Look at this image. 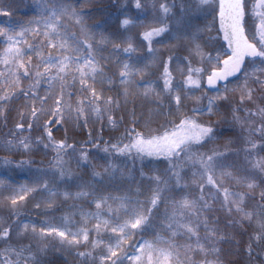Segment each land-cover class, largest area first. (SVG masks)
I'll use <instances>...</instances> for the list:
<instances>
[{"label":"snow or ice","instance_id":"6c2138e0","mask_svg":"<svg viewBox=\"0 0 264 264\" xmlns=\"http://www.w3.org/2000/svg\"><path fill=\"white\" fill-rule=\"evenodd\" d=\"M156 2L159 0H154V9ZM196 2L198 11H215L214 6L218 3L220 31L223 32V39L227 43L230 55L221 61L220 57L224 53L217 51L215 56L205 53L202 45L197 42L198 35L203 29L197 28L195 32L184 37L192 45L188 49V56L181 59L171 55L166 61H159L163 64V71L158 80L154 81H145L143 77L148 69L158 62L159 49L152 46L154 38L168 31V26L163 24V20L168 17L171 7L166 2L160 3L161 16L159 18L154 16L152 20L153 24L158 23L161 26L148 27L142 33V40L147 41L148 55L151 57L142 65L141 58L134 56L137 49L132 37H128L126 46L122 47L121 44H114L113 39L102 32L92 31L85 24L83 14L69 6L70 0H43L44 6L39 19L29 22L35 24V28H24L13 35H8L6 30L0 29V37H6L3 42L8 45L3 52H0V64L10 69L7 77H15L8 79L5 73L0 71V90L4 91V94L0 95V116H3L5 104L18 99L21 95L24 98L23 111L19 112L21 122L15 125L6 145L0 142V147L7 146L9 150L12 147H22L25 151H30L32 146L30 137L24 136L17 140L16 135L24 131L31 132L34 127H42L43 135L37 137L35 143L37 145L43 143L46 150L51 148L55 153L48 169H35L37 175L33 186L24 184L19 188H13L5 198L10 201L13 215L18 216L15 212L18 204H22L26 198L37 192L46 193L36 204L39 208L43 203L45 211L54 210L58 198L61 197L64 201L85 200L95 205L94 211H86L73 204L72 207L77 211L59 217L58 224L52 223L51 219L41 221L39 230L35 223L30 224L27 221L21 226L19 219L13 220L6 228L0 221V229H2L0 242L10 240L16 226L19 227L17 237H23L30 232L37 241L49 242L38 246L37 253H44L49 247L57 244L67 249L85 248L84 251L75 253L80 258L81 264H126V262L127 264H174L179 260L177 251L179 246L174 239L178 234H182L188 240L187 245L184 246L185 253L193 254L190 258L191 264H196L194 257L197 254L205 257L201 264H221V249L217 245L225 242L226 236L218 227V218L209 215L217 210L225 212L228 216L235 214L239 217L229 220L228 227L242 225L245 222L249 225L254 224L257 231L250 239L256 242L264 241V188H261L260 183L257 182L258 174L264 173V157L253 159V154L264 151V142L255 143L252 140V137L258 135L261 141H264V106L256 103L258 99L264 100V0H256L250 11L248 0H196ZM135 7L142 8L141 0H135ZM249 15L252 16L254 23L258 21L255 23V32H252L248 25ZM134 23L135 21L125 18L121 21V27L127 29ZM70 24L79 27V34L69 30ZM141 26H144L143 22ZM29 32H34L35 36L40 38L38 45L28 44L23 40ZM25 44L27 52L23 47ZM109 44H113L112 53L107 57L103 56L104 48ZM44 48L48 49L46 55ZM28 52L35 56L37 60L35 65L31 62L32 56H29L27 61L24 60ZM113 54L119 68L117 79L123 88L124 103L129 102L130 95H142L145 99L155 95L157 107L149 110L144 117L142 131H137L136 127L126 128L117 143L105 146L103 151L109 155L127 156L142 162L146 157L164 156L169 160L168 171L171 175L161 177L154 174L147 177L149 182L147 189L141 183L134 194H130L131 189L122 194L104 193L90 182L76 184L78 190L73 192L68 187L73 180V174L65 169L64 156L69 149L75 151V148L65 140H55L52 135V125L59 126L71 121L79 124L81 120L86 124L90 116L102 119L104 114L120 107V100L111 96L105 97L103 89L96 87L97 84L115 82L105 73V66L101 63L111 59ZM120 54L126 59L121 60ZM246 58H249L248 63L252 65L251 71H248L245 65ZM193 59H196L200 66H195ZM173 61L177 62L176 70L181 76L187 73L182 81L176 80L170 70ZM221 63L223 67H220ZM209 66L213 70L207 75V84L215 89L216 96L209 97L206 105L200 104L202 97H196L197 106L190 110L193 115L181 114L180 110L187 94L201 87ZM238 73L243 75L242 84H238L233 89H229L227 85L222 89L217 87L218 82L225 81L228 77L239 80ZM21 75L24 79L33 80L27 89L21 87ZM137 76L141 79L137 80ZM160 81L163 83L162 88L159 87ZM5 85L8 87L5 88ZM42 86H44L43 95L40 94ZM229 91L240 93L238 105L232 109V118L242 130L248 132L245 143L249 147L245 148L244 152L245 164L249 167L243 169L224 163L225 152L212 149L209 155L192 151L193 148L202 147L203 144L214 139V129L199 123V116L215 114L216 101L228 98L226 95H221V92ZM257 91L262 95L254 98V93ZM73 97L76 99L73 100ZM165 97H168L166 112L163 103ZM49 101L52 102L51 106ZM245 103H252L253 107L242 109L239 105ZM241 111L244 112L243 116L238 115ZM135 115L133 110L132 116ZM157 115L166 117L165 122L171 127L162 124L155 129L152 128L151 124ZM43 116H48V119L41 125L40 120ZM25 119L28 120L27 129L23 124ZM177 119L179 123H176ZM108 123L115 127L118 121L109 115ZM139 123L138 118L132 120L133 125ZM160 128H164V131L160 132ZM45 139L47 143H44ZM123 140H127L128 143H122ZM181 157L191 161L194 167L198 165L197 171L192 173V183L198 184L200 188L198 197L190 198L189 193H184L176 199L168 195L176 191L183 192L188 187L187 183H182L184 176L178 170L179 165L172 162ZM87 160L86 150L82 149L78 163ZM28 163L31 161L20 162L21 165ZM117 172H120L121 176L125 175L116 165L109 163L104 168L103 174L111 177ZM238 172L244 174L239 175ZM101 175L100 172L92 173L93 179ZM128 175L130 177L131 173L129 172ZM140 175L142 178L145 177L143 171ZM2 184L3 181H0V185ZM60 184L65 185L63 190L57 187ZM225 184L229 186L225 187ZM233 186L247 190L234 191ZM258 188L261 190L257 194ZM206 189L209 191L206 192ZM250 200H255L257 203L252 205V210H246ZM161 204H164L165 208L160 232L151 240L144 239L142 234L153 227V220ZM216 205H219L218 209ZM75 215L81 217L79 222L72 219ZM92 220H95L96 224L89 227ZM77 223L80 224L79 227H76ZM201 228L204 231L203 236L200 235ZM138 234L140 239L133 242L132 238ZM247 251L251 256V243ZM25 252L29 253L27 257L23 255ZM9 255H15L16 260H9ZM3 256L4 259L0 260V264H19L21 258L39 264L36 254L32 253L31 245H22L16 249L9 244ZM208 256H214L215 260H208Z\"/></svg>","mask_w":264,"mask_h":264},{"label":"trees","instance_id":"16d2710c","mask_svg":"<svg viewBox=\"0 0 264 264\" xmlns=\"http://www.w3.org/2000/svg\"><path fill=\"white\" fill-rule=\"evenodd\" d=\"M83 0H78V2H73L71 4L75 10L87 13L90 16V20L95 23L112 20L114 21L113 25H110L112 28H119L118 30L123 34L127 29L121 27V21L125 18H129L135 23V26H141V22L147 21L145 24L146 30L148 27H159L161 24H151L148 25V5L144 7L142 5L141 9H137L135 7V0H96L91 2L88 5H84L82 3ZM154 0H148L149 4H152ZM161 3H168L171 7V12L168 17L163 20V24L168 26L171 23V17L175 13L185 12L189 16L188 26H186L187 34L193 32V29L196 26H203V32L198 36V43H202L203 48L206 50L215 52L220 51L224 53L221 55L220 59L227 54V51L224 47V44L221 40L220 33L217 27V18H216V9L215 11H198V5L196 0H159ZM251 0H248V9ZM250 11V10H249ZM158 12V11H157ZM27 13H25L26 15ZM0 16H4L0 14ZM15 18V17H14ZM39 17H37L38 19ZM89 20V22H90ZM248 25L251 27L252 32H255V23L253 22L252 16L249 15L247 17ZM111 23V22H110ZM143 27V26H142ZM173 30V28L168 26V31L162 33L160 37L154 38L153 47L157 48L158 45L166 48V55H174L178 58L185 57L183 55V51L185 48H188L190 44L189 41L185 39L184 46L179 47L176 46L173 50H170L166 47L167 43H175L177 40L176 35H173L169 30ZM111 30H106L108 35L111 34ZM30 34L25 35L26 42L28 44L38 45L40 42V38L35 36L34 32H29ZM99 33V32H97ZM132 33L133 44L136 47L137 51L134 53L135 57H140L141 65L145 61L146 63L151 59L148 55V43L147 41L142 40L141 32L135 30ZM215 39H211V38ZM99 38V37H97ZM114 44H121L122 47L126 46V42L121 39V36L116 37L113 35L112 37ZM206 42V43H205ZM142 45V46H141ZM27 47V45H26ZM142 47V48H140ZM113 44H109L104 48L102 53L103 56H109L112 53ZM44 54H47V49L44 48ZM169 56L165 57L166 61ZM119 58L121 60L126 59L123 54H120ZM115 54H113L112 58L106 61H101V63L105 66V73L111 77L115 82L113 84H108L105 82L103 85L97 84V89H103V93L105 97L111 96L114 99L120 100V107L118 109H114L111 112H108L103 115L102 119H97L95 116H90L87 119V123L85 124L83 120L77 124L75 121H71L68 123H62L61 125L56 127V131L54 132V139L65 140L67 144L73 145L75 151L69 149L67 154L64 156L65 164L64 167L67 170H70L73 174V180L70 183L69 190L77 191L76 184L83 182H90L94 184L100 191L104 193H112V194H122L129 189L132 190L134 194L137 186L143 184V187L147 189L149 186V182L147 177L152 175H160L161 177H166L171 175L168 171L170 168L169 160L164 156H154V157H146L143 162L139 159L133 160L127 156H117L116 154L109 155L103 151L105 146L109 144L117 143V140L122 136L126 128L136 127L137 131L143 130L144 125V117L147 116L149 110L156 109L157 104L155 102V95L145 99L142 95H130L128 97L129 102L127 104L123 101V88L119 84V80L117 79V74L119 72V68L115 63ZM246 60V67L250 64ZM32 63L34 59H32ZM198 64V63H197ZM194 64L195 66H200L199 64ZM210 70L212 69L211 67ZM163 71V64L157 63L148 69L147 74L143 77L145 81H154L158 80L160 74ZM207 72V71H206ZM205 72V73H206ZM187 73L185 72L184 76H181L177 79L176 75L173 74L176 80L182 81L185 79ZM179 76V75H178ZM205 76V74H204ZM240 79L236 78L229 80L226 84H219L217 87L223 88L224 85H227L229 89L236 88L238 84H242L243 75H239ZM204 78V77H203ZM70 79V78H69ZM137 80H140L141 77L137 76ZM33 83L32 79H25L21 82V87L27 89L30 84ZM204 79L202 80V85L199 89L189 92L187 97L185 98L183 105L181 107V114L187 113V115L191 116L193 113L190 111L192 108L197 106L196 97H202L200 104L206 105L209 97H215L216 91L215 89H206L204 87ZM252 87H256V85H251ZM8 87V86H7ZM78 87V85H77ZM159 87H163L162 81L159 83ZM44 89V86H42ZM11 90V89H9ZM74 90V89H70ZM135 91V89H133ZM221 95H226L227 99H218L216 101L217 110L215 114H204L199 116V123H202L206 126H211L214 129V139L208 141V143L203 144L202 147H195L192 149L193 152L197 153H207L211 154V150L215 149L219 152H225L226 157L224 159V163L233 164L237 169H243L249 167V165L245 164V152L244 149L249 147L245 143V139L248 138V132L242 130L240 125L233 120V107L238 105L240 100L239 91L228 93L221 92ZM262 93L257 91L254 93L255 97H260ZM76 97H73L75 100ZM23 103L24 98L21 95L18 99H14L9 101L4 105V113L3 116H0V142H3L6 145L7 140L11 138L12 131L15 129L14 125L20 122L19 112L23 111ZM164 111H167L168 108V97L164 98ZM261 106H264V100H256ZM15 104H18L17 107H14ZM243 108H252V103H245L243 105H239ZM13 107L16 112L13 113V119H15L12 123L8 122V111H12ZM133 110L135 111V117L132 116ZM111 115L115 120L118 121V124L113 127L108 123V116ZM238 115L243 116L244 112L241 111ZM122 118V119H121ZM138 118L140 123L138 125H133L132 120ZM46 119V118H44ZM166 117L162 115H157L154 117V122L151 124L152 128H157L160 125H165V127H171V125L166 124ZM43 125L44 122H40ZM176 123H179V119L176 120ZM260 123V121H257ZM24 124H28V121ZM27 129L26 126H24ZM246 127V126H245ZM41 131V127H34L31 132L24 131V136H29L31 139V150L25 151L22 147L16 148L12 147L10 150L5 147H0V181H3V184L0 185V208L9 203L8 199H5L9 196L11 190L13 188H19L21 185L25 184V181H34L37 173L35 169H48L51 165V162L55 156L54 151L49 148L45 149L43 143L37 145L35 143L36 138L42 136V134H34L37 131ZM164 128H160V132H163ZM30 134V135H29ZM154 135L156 133H153ZM16 135V139L19 140L21 137ZM253 142L259 143L264 142L261 141L260 137L254 136L252 137ZM44 143H47L45 139ZM122 143H128L127 140H123ZM98 145V147H96ZM86 150L88 160L87 162L80 161L81 150ZM260 157H264V151H259L258 154H253V159H259ZM31 161V163L21 165V161ZM7 161V163H6ZM173 163L179 165L178 170L181 172V175L184 176V181L182 183H187L188 187L181 191H176L169 193L168 195L174 196L176 199H179L184 193H189L190 198H195L200 195V188L198 184L192 183L193 176L192 173L197 171L198 165L196 167L193 166L191 161H188L187 158L181 157L179 160H173ZM116 165L119 169H121L125 175L121 176L120 172H117L115 176H108L104 173V168L109 164ZM7 167V169L3 168ZM16 167V168H14ZM143 171L145 173V177H141L140 173ZM100 172L102 175L100 177H96L93 179L92 173ZM131 173L129 177L128 173ZM50 174V173H49ZM239 175H243V172H238ZM47 178V177H45ZM42 182V181H41ZM257 182L260 183L261 188H264V173H259L257 177ZM173 180V185H174ZM28 186H33V184ZM228 184H225V187H228ZM57 187L62 190L65 188L64 184L57 185ZM261 188L256 189L257 194L261 190ZM232 190L234 191H246L245 188L235 187L233 186ZM206 192L209 189L205 190ZM43 194L41 192H37L29 198H35ZM45 195H40L42 198ZM143 197H141L142 199ZM42 200V199H41ZM257 203L255 200L248 201V205L246 210H252V205ZM73 204L82 207L86 211H94L95 205L88 203L85 200L73 201L67 200L64 201L63 198H58L57 206L54 210L45 211L44 205H41L39 208L36 206L27 207L20 206L19 208H15V212L17 215H13V209L9 211H2V218L5 221L3 222V226L6 228L8 225L16 219L21 221V226L24 222L35 223L37 230L41 227L40 222L45 220H52V223L58 224L59 217L67 213H71L73 211H77L72 207ZM165 205L161 204L159 212L156 214L153 220V227L150 228L147 232H144L143 238L147 240H151L158 232H160V223L162 220L163 212ZM216 208H219V205H216ZM211 217L218 218L219 224L218 227L221 229V233L225 234L226 241L217 245L221 249L220 252V260L221 264H264V241L256 242L251 240L250 238L257 231L255 225H249L247 222L241 224H237L232 227H228V221L235 218L239 219L238 216L233 214V216H228L223 211H215L209 214ZM56 218V219H52ZM73 220L79 222L81 217L79 215H75L72 217ZM96 224L95 220H92L89 224V227H93ZM80 224L77 223L76 227H79ZM15 227V230L12 232V238L6 242H0V260L4 259L3 253L4 250L8 247L9 244L13 246V248L18 249L22 245H31L32 253L36 254V258L39 261V264H81V260L78 256L75 255L77 251H84L85 248L81 247L79 249H67L61 248L58 244L53 247H49L48 250L44 253H37V247L48 244V241H37L32 237L31 233L23 236L17 237L16 233L19 231V227ZM75 230V229H73ZM2 231V229H0ZM161 235H169L168 233H160ZM95 235V234H93ZM200 235H204L203 228L200 229ZM140 239V234L136 235L132 238L133 242L135 240ZM174 242L179 246L177 251L179 252V260L175 261L174 264H191L192 253H185L184 246L187 245L188 240L187 237L178 234ZM252 245V254L249 255L247 249L249 244ZM164 245H162L163 247ZM24 257L29 255L28 252H25ZM9 260L15 261V255H9ZM196 264H201V261L205 259L202 254H197L194 257ZM208 260H215L214 256H208ZM19 264H33L31 260H27L21 258ZM127 264V262H126Z\"/></svg>","mask_w":264,"mask_h":264},{"label":"rangeland","instance_id":"374dc122","mask_svg":"<svg viewBox=\"0 0 264 264\" xmlns=\"http://www.w3.org/2000/svg\"><path fill=\"white\" fill-rule=\"evenodd\" d=\"M4 0H0V3H2ZM37 1H38V4H37ZM93 1H96V0H83L82 1V3L84 4V5H88V4H90L91 2H93ZM14 2H16V0L14 1ZM6 2H4L2 5H4ZM31 3H32V7L30 8V12L28 11V13H27V15H24V21H21L20 22V24L22 25V24H24V26H25V28H35L36 27V25L35 24H30L29 22L30 21H34V20H36L37 19V17H40V15H41V9L43 8V6H44V4H43V0H35V2H34V5H33V1L31 0ZM71 3H73L72 2V0H70V7H72V5L73 4H71ZM141 3H142V5L144 6V7H146V5H148V25H150L151 24V22H152V20H153V17L155 16V17H157V18H159L160 16H161V13H160V11H159V8H160V1L159 2H156L155 3V9H154V1H153V3L152 4H149V2H148V0H141ZM254 3H256V0H251L250 1V4H249V10H251V7H252V5L254 4ZM1 6V5H0ZM215 7V9H216V12H217V9H218V3L214 6ZM11 9V8H10ZM158 11V12H157ZM80 12V11H79ZM82 13V12H81ZM1 14H3L4 15V13H1ZM83 14V16H84V22H85V24L86 25H88L89 27H90V29L92 30V31H95V32H99V33H103L104 35H107V36H109V37H113V35H115V38L116 37H120L121 36V39L124 41V42H126V40H127V38L128 37H132V41H133V39H134V37L132 36V33H130V32H135V30H138V31H140L141 32V35H142V33L144 32V31H146V28H145V25L142 27V26H135V25H131L126 31H124L125 33H121L118 29L119 28H116V27H114V28H112V29H114V30H111V28H110V25H113L114 24V21H113V19L112 20H108V21H103V22H99V23H95L94 21H91L90 19V16L87 14V13H82ZM39 19V18H38ZM89 20H90V22H89ZM111 22V23H110ZM147 21L145 20L144 22H143V24H145ZM170 22V21H169ZM169 22H168V26H170V28L172 27L173 28V30L171 29V30H169L173 35H176V37H179L177 40H176V42L174 43H167V45H166V47L168 48V49H170V50H173L174 51V48H176V46H179V47H181L182 48V46H184V42H185V35L187 34V31H186V26H188V23L187 22H189V16L185 13V12H182V10H181V12L180 13H175V14H173L172 15V17H171V23H172V25L171 24H169ZM153 24V23H152ZM99 26V27H94V26ZM141 25V24H140ZM197 28H199V29H204V27L203 26H200V25H198V26H196L195 25V27H194V29H193V32H195L196 31V29ZM111 30V34L110 35H108V32H106V30ZM69 30L71 31V32H75V33H77V34H79V27L78 26H74V25H69ZM203 32V31H202ZM202 32H200L199 34H201ZM28 34H30V33H28ZM199 36V35H198ZM97 37H99V36H97ZM98 39V38H97ZM40 41V40H39ZM197 41H198V39H197ZM40 42H38V44H39ZM206 43V42H205ZM201 45H202V43H201ZM142 46V45H141ZM192 45L191 44H189L188 45V48H185L184 49V51L182 52L183 53V55L184 56H188V49H189V47H191ZM203 47V46H202ZM140 48H142V47H140ZM45 49H47V48H45ZM156 49H159V52L157 53V56H158V62L157 63H159V61H164L165 60V57L166 56H169V55H166L167 53H166V48L165 47H162V46H159L158 45V47L156 48ZM203 50H204V52L205 53H210L211 55H213V56H215L216 55V52L214 51V50H212V51H209V50H206L205 48H203ZM47 53H48V49H47ZM46 55V54H45ZM143 63H146L145 61L143 62ZM156 63V64H157ZM193 64H197V61H196V59H193ZM198 65V64H197ZM210 67V66H209ZM177 69V62L176 61H173V63L171 64V66H170V70L172 71V73L173 74H175L177 77V79L180 77V73L176 70ZM247 70L248 71H251L252 70V65L251 64H249L248 66H247ZM209 72H210V68H208V70H207V72L205 73V76L207 75V74H209ZM179 75V76H178ZM205 76H204V78H205ZM203 78V79H204ZM28 80V79H27ZM40 94L41 95H43L44 94V89L41 87L40 88ZM17 105L18 104H15V106L14 107H17ZM13 107V109H12V111H10V109H9V111H8V122L9 123H12L15 119H13L14 117H13V113L14 112H16V110H15V108ZM68 123V122H67ZM3 168H5V169H7V167H4L3 166ZM14 168H16V167H14ZM49 176H51V173L49 174ZM25 184H29V185H31V184H33V181H25ZM24 185V184H23ZM40 195H46V193H43V194H40ZM40 195L39 196H36L35 198H26V200L22 203V204H18L17 205V207L16 208H19L20 206H27V207H31V206H33V207H35L36 206V204H37V202H39V201H41V197H40ZM41 205H43V203H41ZM13 208H12V206H11V204H9V203H7V204H4L1 208H0V210H2V211H9V210H12ZM1 215L3 216V214L1 213ZM0 215V217H2ZM0 221H5V219L3 220L2 218H0Z\"/></svg>","mask_w":264,"mask_h":264},{"label":"flooded vegetation","instance_id":"af4514ba","mask_svg":"<svg viewBox=\"0 0 264 264\" xmlns=\"http://www.w3.org/2000/svg\"><path fill=\"white\" fill-rule=\"evenodd\" d=\"M14 1L15 0H4L2 3H0V5H1L0 6V14L4 13V16H0V29L6 30L8 35H13L14 33H18L22 29L25 28L24 24L21 25L20 22L24 21L25 13H28V11L30 12L31 11L30 8L32 7L31 0H16V2H14ZM32 1H33V5H34L35 0H32ZM4 2H6V3L4 5H2ZM37 4H38V1H37ZM4 40H6V37H0V52H3L4 48H6L8 46L7 43L3 42ZM23 40L26 41L25 36L23 37ZM23 47L25 48V51L27 52L26 44L23 45ZM29 56H32V59H34V62L37 63L35 56L31 52H28L27 55H25L24 60L27 61ZM32 64L35 65V63H32ZM11 70L15 71V69H11ZM0 71L4 72L5 76L7 77V74L10 71V69L5 67L3 64H0ZM21 72H22V70H21ZM7 78L8 79H14L15 77H7ZM23 80H25V79L21 75V82ZM4 87L7 88V85H5ZM3 94H4V91L0 90V95H3ZM51 103L52 102L49 101V106H51ZM44 118H46V119H44ZM47 119H48V116H43V117H41L40 122H45ZM27 121L28 120L25 119L23 121V124L26 123ZM20 122H21V120H20ZM15 125H14V127H15ZM24 126L27 127L26 124H24ZM56 127L57 126L55 124L52 125V129H53L52 135L53 136H54V132L56 131ZM43 132H44V129L41 127V131L38 130L34 134L38 135L41 133L43 135ZM30 134H32V132ZM17 135L18 136H24V132H20Z\"/></svg>","mask_w":264,"mask_h":264},{"label":"water","instance_id":"95a60500","mask_svg":"<svg viewBox=\"0 0 264 264\" xmlns=\"http://www.w3.org/2000/svg\"><path fill=\"white\" fill-rule=\"evenodd\" d=\"M218 12H219V8H218V10H217V14H216V18H217V27H218V31H219V33H220V35H221V40H222V42H223V44H224V46H225V49L227 50V55H230V51L228 50V48H227V43H226V41H224V39H223V32H221L220 31V22H219V15H218ZM227 55H225L222 59H221V61H223L224 59H226L227 58ZM246 59H249V58H246ZM220 67H223V65H222V63L220 64ZM213 70V69H212ZM211 70V71H212ZM210 71V72H211ZM210 72H209V74H210ZM208 75V74H207ZM207 75L205 76V78H204V87L206 88V89H214V88H210L209 86H208V84H207ZM237 75H240V73H238ZM235 77H228L227 78V80H225V81H220V82H218V84H217V86L219 85V84H225V83H227L229 80H231V79H234Z\"/></svg>","mask_w":264,"mask_h":264}]
</instances>
